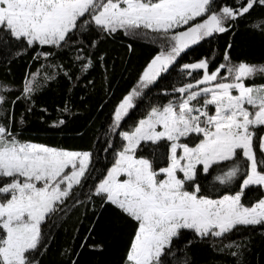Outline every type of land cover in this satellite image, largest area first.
<instances>
[{"label": "snow or ice", "instance_id": "6c2138e0", "mask_svg": "<svg viewBox=\"0 0 264 264\" xmlns=\"http://www.w3.org/2000/svg\"><path fill=\"white\" fill-rule=\"evenodd\" d=\"M257 9L264 0H0V54L31 50L40 61L18 86L0 80V264H42L77 207L95 219L78 246L61 249L66 264H78L85 248L104 251L93 233L105 211L126 237L119 264H195L192 249L202 243L246 264L248 240L235 233L264 234V82H248L264 81V61L234 58L232 38L219 61L216 52L181 60L201 42L234 37L242 22L264 35ZM119 33L158 50L111 109L101 147L23 138L17 101L35 107L36 93L58 74L73 86L81 78L94 85L87 74L99 63L111 94L107 52L89 54L85 46ZM173 73L176 82L165 84ZM58 112L53 128L67 123L74 106L65 101ZM100 153L111 156L103 171Z\"/></svg>", "mask_w": 264, "mask_h": 264}, {"label": "trees", "instance_id": "16d2710c", "mask_svg": "<svg viewBox=\"0 0 264 264\" xmlns=\"http://www.w3.org/2000/svg\"><path fill=\"white\" fill-rule=\"evenodd\" d=\"M230 2V0H229ZM264 9H257L253 14V19L259 16ZM234 39L232 55L234 58H246L249 61H264V35L253 30L250 25L242 22L236 31L234 37L221 34L215 40L201 42L196 47V52L183 57L181 63L190 62L193 58L203 56L211 57L216 52V60L221 59L220 52L223 51L226 42ZM94 39H99L98 47L87 49L89 54L95 52L99 55L101 52H107L105 63L111 77V94L106 96L105 89L107 85L103 80L104 70L99 63L87 74V80L94 81V85L87 84L84 78H81L76 86L63 76L58 74L53 81L44 84L36 95L35 107L26 104L23 101H17L15 113L17 117L24 115L26 123L19 128L23 138L32 139L50 144H57L65 147L89 148L93 145L97 150L101 147L103 133L106 131V125L109 122L110 112L116 101L122 93L132 87L139 73L142 71L146 62L158 50V46L149 40L133 41L129 40L123 33L117 34L114 38L105 39L103 35ZM133 43L134 51L129 53L127 44ZM34 53L30 50L26 54L17 58H5L0 54V80L11 81L15 85H20L25 73L31 69L35 71L40 61L33 59ZM62 62L67 66L69 63L68 53L61 54ZM11 60L9 63L8 60ZM59 59V58H58ZM58 61H53L56 63ZM178 71V70H177ZM79 75V73H77ZM176 82V75L173 73L164 81L171 85ZM252 82H264L259 77ZM72 89L69 93V89ZM17 92L10 93L16 96ZM74 106V114H69L67 123L59 128L50 126V121L59 115L58 106L65 101H69ZM103 104V108L99 107ZM47 107L48 112L41 111V107ZM32 107L31 112L26 108ZM44 119L41 120L40 117ZM83 133L81 135L80 133ZM99 141L98 142V139ZM98 168L103 171L109 166L111 156L107 159L104 154H99ZM211 171V169H210ZM83 208L77 207L65 217L60 229L55 234L47 252L43 256L42 264H66L65 258L60 255L61 249L65 245H79L80 237L86 235V228L95 219L89 211L87 218L83 215ZM113 213L105 211L100 216L93 236L96 239L106 243L104 251H93L85 248L81 251L78 264H119L124 251V241L126 239L123 231H118L111 223ZM82 222V223H81ZM79 228V236L73 241L75 229ZM246 237L248 240V250L245 253L246 264H264V234L259 230L245 229L241 233H235L234 238ZM93 240H89L92 243ZM193 258L195 264H235L234 258L227 254H219L207 243L197 244L193 249Z\"/></svg>", "mask_w": 264, "mask_h": 264}]
</instances>
